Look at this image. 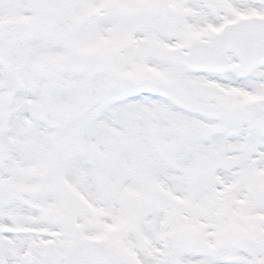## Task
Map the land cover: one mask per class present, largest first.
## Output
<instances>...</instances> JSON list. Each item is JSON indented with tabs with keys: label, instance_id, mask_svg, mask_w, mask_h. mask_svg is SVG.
Listing matches in <instances>:
<instances>
[{
	"label": "snow or ice",
	"instance_id": "6c2138e0",
	"mask_svg": "<svg viewBox=\"0 0 264 264\" xmlns=\"http://www.w3.org/2000/svg\"><path fill=\"white\" fill-rule=\"evenodd\" d=\"M0 264H264V0H0Z\"/></svg>",
	"mask_w": 264,
	"mask_h": 264
}]
</instances>
